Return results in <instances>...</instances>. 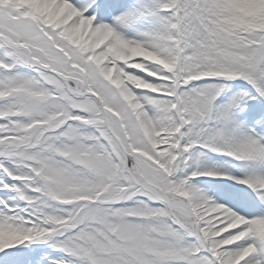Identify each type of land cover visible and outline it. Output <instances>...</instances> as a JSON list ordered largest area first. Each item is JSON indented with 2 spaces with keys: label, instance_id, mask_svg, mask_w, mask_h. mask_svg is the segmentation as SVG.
<instances>
[{
  "label": "snow or ice",
  "instance_id": "6c2138e0",
  "mask_svg": "<svg viewBox=\"0 0 264 264\" xmlns=\"http://www.w3.org/2000/svg\"><path fill=\"white\" fill-rule=\"evenodd\" d=\"M261 132L264 0H0V264H264Z\"/></svg>",
  "mask_w": 264,
  "mask_h": 264
},
{
  "label": "rangeland",
  "instance_id": "374dc122",
  "mask_svg": "<svg viewBox=\"0 0 264 264\" xmlns=\"http://www.w3.org/2000/svg\"><path fill=\"white\" fill-rule=\"evenodd\" d=\"M129 3H135L136 0H128ZM107 22V21H106ZM143 22L141 24H138L137 27H141ZM86 38V37H85ZM229 90L225 94V96H222L220 99V102H223L228 95H231L232 92L239 90V87L242 86L243 82H237V81H229ZM238 114V118H239ZM260 135H264V132H261ZM193 153L197 151V149L192 150ZM225 158L218 157L216 154L209 153L207 154V157L202 159L201 165L206 167H211L213 165L217 166H223L231 175L234 176H242L246 174L248 169H246L244 166L240 165L239 162L229 161L227 164L224 163ZM261 167V166H258ZM198 180V187H200L205 193L210 195L213 199L220 200L221 202L227 203L230 207L233 208H239L241 206V203L243 200H250L254 197V194L251 192L250 189H248L244 185H237L234 181H225L223 183H219L216 178L211 177H199ZM227 188L230 190V192L235 194V197L238 198H221L217 195V189L219 188ZM3 191V190H2ZM5 195L7 193L4 192ZM5 195H1L5 196ZM39 248V252L41 256H47V257H54L57 254L53 251V249L50 247V245H40L37 246ZM46 264V262H45Z\"/></svg>",
  "mask_w": 264,
  "mask_h": 264
},
{
  "label": "bare ground",
  "instance_id": "6f19581e",
  "mask_svg": "<svg viewBox=\"0 0 264 264\" xmlns=\"http://www.w3.org/2000/svg\"><path fill=\"white\" fill-rule=\"evenodd\" d=\"M2 190H3V191H2ZM4 192L7 193V190H6V189H0V194H1V195H5Z\"/></svg>",
  "mask_w": 264,
  "mask_h": 264
}]
</instances>
